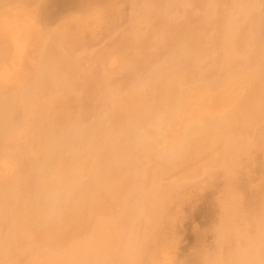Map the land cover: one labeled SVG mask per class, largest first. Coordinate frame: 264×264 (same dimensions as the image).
Instances as JSON below:
<instances>
[{
  "label": "rangeland",
  "instance_id": "1",
  "mask_svg": "<svg viewBox=\"0 0 264 264\" xmlns=\"http://www.w3.org/2000/svg\"><path fill=\"white\" fill-rule=\"evenodd\" d=\"M23 1L22 0H0V6H1V8H0V12H1L0 13V20L3 18V16H4V19H5V17L7 18V19H5L6 21L4 19H2L3 21H5L4 23H2L3 21H0V24L6 23L5 27L3 26V29L0 26V31L5 33V35H3L2 32L0 33V35L2 34L0 36V49L3 50V53H4L5 52L4 50H6L9 47V49H7L8 51L6 50L7 54L6 53L4 54L5 57L2 56L0 59L1 60L0 61V67H1V65L4 66V63H5V66L1 67V68H3L2 71L4 73H2L1 69H0V74H1V78H2V76H5L7 79H11L12 81L14 80V82L17 83V85L15 83H13V84H15V85H13V84H11V82L10 83L9 82L8 83L2 82L1 83L2 85L5 84V86H6V84H8V86L6 88L9 91L4 88L5 86L3 88H2V85L0 86V89H3V91L1 90L2 92H0V96H2L0 98L9 99V100L15 99V100H11V102L13 104V108L11 109V111L8 114V123L14 124V126H16L18 128L17 129L16 127H14V129H13L14 135L11 138V140H9L8 144H7L8 140L6 138L4 139L5 142L3 139L0 140V187L5 185V186H8L7 188L9 189V186H12L13 190L16 191V193L14 195H13V193H14L13 192V193H10L8 197H1L4 195H2V194L0 195V197H1V199H0V215H2V214L6 215L7 220H9L10 217H11L10 219H12L13 215H11V214H13V212H15V210H18L19 208H21L25 205V202H26L25 198L26 197L30 198V195L32 194V191H33V174L32 173L34 172V169L36 170V168L41 165V163L43 162V158L45 157L44 153L41 150H40V152L38 150V147H37L38 141H37L36 137H35L36 141L32 144L33 147H31V144H30L27 152L24 151V153H23V155L25 154L24 158H23V155L19 154V152L17 151V148H19L18 144L22 143L21 146L19 145L22 149V146L24 145V141L26 139L25 137H28L27 136L28 134L26 135L25 133H28V128L31 125L30 123H32L31 122L33 120L32 116L34 114V113L31 114V112H29V110L27 108L28 105H27V107L24 106L25 107L24 108L23 105L19 104L18 94L21 91H24V90L26 91L27 88L31 87V85L39 87L38 88L39 93L37 96L38 97L37 103L40 104V102H42L44 99L48 100V101L47 100L43 101L42 103L45 102L43 105L40 104V107H42V108L46 107V108L43 110L44 112L41 115V124H40L39 129H38L39 131L48 129L50 127H53V128L55 127L56 129H59L62 126H64L65 124L71 123L72 121H76V122L82 123L84 125L95 123L96 117H97L96 115H98L101 110H102L101 111V113H102L109 107L108 101L105 100L104 96H106V94L110 90H115L114 92H116V90H117L118 93H116V94L118 96H120L119 95L120 93H121V96L130 95L131 92H129V91L131 89L134 90V88L138 86L139 82H141L143 79H145L148 76L151 79V81L147 86L150 87L149 85L152 84L151 85L152 89H151V87L148 88L149 93H147L148 92L147 88L145 91H146V95H148V96L151 95V96H150V98L145 97L146 99L144 98L145 100L143 99V101L147 100L149 107L148 106L146 107L147 103H145V102L143 103V101H142L143 104H140V106L142 105V107L143 106L146 107L145 109L150 108V110L153 114H155L159 111L170 110L169 111L170 117L173 118V119L169 118V121H168L169 123L167 124V127L164 129V131L161 132V133H163L164 137L162 135H160L161 138L159 137L157 139L156 145H161L162 142L166 143V144H171L173 142V144H174V142L176 140L175 138H177V139L179 137L181 138V136L183 135L182 133L185 132L182 129L185 130L189 126V123H192V125H193L195 120L198 121L200 118L204 119L206 125L201 130V132H197V134L196 133H190L189 134L190 136L186 137L187 141L184 142V144H183V147L185 149H180V151H179L180 153H178L177 155L161 157V156L157 155L156 150L153 148H147V147H145V148L144 147H133V148H131L130 150H132V152L128 158L129 160L127 159L125 162L120 161L121 163L117 162L113 166V169L110 171L111 173L109 174L108 178L110 180L111 179L113 180L115 178L117 179V183L115 184V186L112 189H110V191H107V193L103 189H100L96 193L93 192L92 193L93 195L95 194L96 196L98 195L99 197L98 198L96 197V200H92L93 203L88 201L89 199L91 200L92 198H87L88 203H87V206H85L86 208L84 207L85 209L78 212V214H75L74 212L69 211L67 213L65 219H64L65 225L63 224L61 226L62 228L60 227V229L58 230L59 232L57 230L52 231L51 229L46 228V227H43L41 229L40 225L39 226L37 225L38 219L35 216H30L28 219V223L31 225L33 224L31 226V231H30V233H32V234H30V233L26 234L24 232L23 233L21 232L23 235V236H21V233L19 232L18 238L13 240L11 243H9L10 246L8 245L6 247L7 256L5 255V259H6V257H7V259L2 260L1 264H6L8 262H9L8 264H10V262H11V264H67L66 261H64V263H63V262H60L59 259H57V258H56L57 261L54 259H52L53 260L52 261L50 258H52L51 256H54L58 252L62 251L61 248L67 247L68 245L69 246L76 245V244L84 241L87 237L89 238L90 234L88 235V233H91L93 235L94 232L92 233V229L94 228L93 231H95L97 229V226L100 225V222L103 221L104 218H105L104 222L105 223L107 222L106 224H109V222H110V225H107L108 230L107 231L104 230L106 233L108 231L109 232L107 234L104 233V235H105L104 237L106 238V236H107L108 238H106V239H108L111 242H109L108 240H107L108 242H106L105 239H103V243H110L112 246V244L115 240L121 238V236H122V238L125 236V232H126V228H127L126 227L127 226L126 219H128V215L130 214L129 209L133 205L137 206V209H138L136 212V215L138 217L136 216V220H135L136 221L135 222L136 223V226H135V228H136V243L138 246V250L136 249L135 251L132 252L133 254L131 255V258H129L127 260L126 264L127 263L128 264H132V263L133 264H139L140 262H141L140 264H142L144 261H145L144 262L145 264L146 263L150 264L151 262L153 264H167V263H169V264H208V263L209 264H236L237 259L240 258V256L242 257L243 253L246 250H250V248L256 247L255 245H252V243L256 239L262 240V242H264V231L260 228V225L264 224V218H263L264 217V200H263L264 196H262V195H264V119H263V116H264V96H261V99H260V104H263V105H261L262 110L260 113H262V112L263 113H262V115L259 113V116L256 115V117L255 116L253 117V119H255L256 121L254 120V122H253L252 121L253 119H249L247 121V120L243 119V114L238 112L242 109L243 110L245 109L246 105L248 104L247 101H249V103H250L251 100H248L246 98H247V95L252 92L251 89H253V91H254L252 93L258 94L259 92H257V91H259V89L261 91L260 94H263V92H264V91H262L264 88V70H263L264 69V63H261L264 61V56H263V54H264V52H263L264 51V26H263L264 25V0H208V1L207 0H182V1L181 0H176V1L173 0V1H175V3H173V4H169V3L173 2V1L171 2V0H168V1H166V0L165 1H162V0H146V2L141 0L140 1L141 4L139 3V0H27V1L23 0ZM160 1H162L163 3ZM183 2H185V3H183ZM235 2H237V3H235ZM160 3H162V4H160ZM176 3L178 5V7L176 6ZM182 3H183V5H182ZM143 4L148 5V9L146 11L143 9V6H144ZM163 4H164V6L165 5L166 6L164 7ZM179 4H181V5H179ZM209 4H210V6H209ZM248 4H250V5H248ZM205 5H207V6H205ZM244 5H247V6H244ZM251 5H252V8L249 7ZM8 6H10V8ZM220 6H221V8H220ZM238 6L241 7L242 9L238 8ZM242 6H244V8ZM152 7H154V8H152ZM245 7L247 9L249 7V9L246 11ZM3 8H4V10H3ZM15 8H18V10ZM168 8H169V10H168ZM204 8H206L205 9L206 11L204 10ZM213 8H214V10H213ZM229 8H231V10ZM154 9H155V11H154ZM159 9L161 11H159ZM238 9L241 11H238ZM13 10L16 11L17 14H16V12H11ZM140 10L142 12H144V14ZM149 10H151V11H149ZM153 11L155 12L154 14H156V15L153 14ZM140 12L143 15H141ZM159 12H161V13H159ZM244 12H247L248 15H247V13L245 15ZM236 13H238V14H236ZM3 14H5V15H3ZM150 14H152V15H150ZM242 14H244V15H242ZM17 15L19 17H17ZM172 15L174 16V18L172 17ZM210 15H212V16H210ZM14 16H16L17 18ZM159 16H162V17L165 16V17L161 18ZM204 16H206V18H204ZM10 17L15 18V20L13 22L10 21V20H13V18L9 20L10 23H12V25L14 24L13 26H10V27H12V28H10L11 33L8 31V30H10L8 28L9 26H7L10 24L9 21L7 22V20ZM86 17L88 19L85 22ZM171 17L175 21H173V19ZM94 18H96V19H94ZM165 18L168 19L167 21H169V22H167L165 20ZM236 18H238V19H236ZM227 19H229V20L227 21ZM231 19L234 20L236 23L231 21ZM29 20H30V22H29ZM78 20H79V22H78ZM22 21H23V23H22ZM139 21L141 23H139ZM230 21L233 23H231ZM25 22L27 24H24ZM83 22H85V23H83ZM180 22H182V24L184 22V25H185V23H186V25L185 26L183 25L184 28H182V25H181V27L178 29V27H176V26H180V24H181ZM7 23H9V24H7ZM28 23H30V24H28ZM81 23H83L84 25ZM229 24H231L233 26V29L235 30V31H232L233 32L232 35H234V36H228L227 35V38H226L227 32H224V30L226 31V27H228ZM170 25H171V27H170ZM225 25H228V26H225ZM236 26H239V27H236ZM5 28L8 30H6ZM167 28L171 29V30L173 29L175 32L171 31V30L168 31ZM185 28H188V29H185ZM227 30H228V28H227ZM74 32L76 35L74 34ZM169 32H172V34ZM179 32H180V34H179ZM186 32H187V34H186ZM68 33L69 34L72 33L73 37L72 38L70 37V36H72L71 34L68 36H65ZM174 33L175 34L177 33L179 35V37H176L177 34L175 35ZM190 33H192V34H190ZM173 34H174V36H172ZM40 35H42V36H40ZM182 35H184V36H182ZM189 35L190 36L192 35V38L189 37ZM54 37H56V38H54ZM74 37H75V39L77 38L76 39L77 41L75 40L76 43H74L75 41H72V40H74ZM24 38H26V39H24ZM27 38H28V40H27ZM180 38L182 39V41L184 43L181 41ZM187 38H188V40H187ZM196 38H198V39H196ZM56 39L58 42H56ZM69 39H71V40L69 41ZM176 39H178V40L176 41ZM51 40H52V42H51ZM62 40L64 42H62ZM67 40H68V43H67ZM233 40H234V42H233ZM185 41H187V42H185ZM43 42L46 44L43 45L42 44ZM182 43L189 46V47L193 46V45L195 46V47L193 46L195 49L193 47H190V53L188 54L187 58H186L187 55L183 56V54H181L180 55L181 57L179 56L180 49L182 46H184ZM57 44H58V47L56 46ZM188 44H191V45H188ZM205 44H207V45H205ZM247 44H248V46L250 44L251 47L249 46L247 48V46H246ZM177 45L180 49L177 47ZM228 46H230V48ZM40 47L44 50H42ZM39 49H41L42 52L47 51L49 54V57L54 60V64L56 66V69H55L56 74L52 75V77H51V75L47 76V77L43 76L44 78H41L40 80H38V77L36 76L37 71H35V70H37L38 59L40 61V58H41V55L39 52L41 50H39ZM207 49L209 50V52ZM193 50H194V52H193ZM212 50H213V52H212ZM225 50L226 51L228 50L229 52L227 51V53H224V52H226ZM42 52H41V54H42ZM175 52H177L176 54H178V55H176ZM192 52L194 55L192 54ZM206 52H208V53H206ZM231 52H233L235 55L231 56V54H233ZM243 52L245 54L248 53L247 56L244 57L245 59L248 58L246 61H245V59L242 58V56L244 55ZM256 52H258V53H256ZM236 53L237 54L238 53L243 54V55L237 56ZM214 54H215V56H214ZM191 55H193V56H191ZM224 55H226L227 58H225ZM211 57H212V59H211ZM178 58H180V59H178ZM185 58L187 61L185 60ZM229 58H230V60H229ZM232 58H234V59H232ZM239 59H241V60H239ZM188 60H191V62ZM222 61H224V62H222ZM254 61H256V62H254ZM2 62H3V64H1ZM34 62H35V64H34ZM160 62H162V63H160ZM166 62H168V63H166ZM186 62L187 63L190 62L188 64H190L192 66H193V64H196V65H194L192 67L190 65H187ZM163 63H164V65H163ZM213 64H214V66H213ZM225 64H227L226 65L227 67L224 66ZM179 65H180V67H179ZM185 65H187V67H185ZM256 65H257V67H256ZM6 66H8V67H6ZM17 66H18L19 72H17L18 69L13 71L14 69L17 68ZM33 66H34V68L35 67L36 68L34 69ZM149 66H150V68H149ZM241 66H243V67H241ZM254 66H255V68H254ZM170 67H171V69L167 70V68H170ZM189 67H191V68H189ZM221 67H222V69H221ZM224 67H226V68H224ZM252 67H253V69H252ZM259 67L260 68L262 67V68L260 69ZM239 69H240V71H239ZM152 70H157V72H159L160 74H163V75L166 74V71H169V72L171 71L172 73L167 72V74H169L172 79L170 78V80H169L170 76L166 74L167 77H165V78L167 80L165 78H164V81H163V79H156V80L153 79L152 80V78H154L152 76L153 75ZM175 71H176V73H175ZM177 71H178V74L184 73V71H185V73L183 75L180 74V77H179L177 74ZM5 72L8 73V76L11 78H8L7 74H5ZM257 72H258V74H257ZM144 73H146V74H144ZM172 74H175V75H172ZM253 74H255V75H253ZM14 75H15V78H14ZM140 75H141V77H140ZM56 76H57V78H56ZM143 76H145V78H143ZM239 76H240V78H239ZM249 76H251V77H249ZM53 77H55L57 80ZM175 77H176V79H175ZM255 77H257L258 79L257 78L255 79ZM47 78L49 79V81ZM178 78L180 79V81ZM225 78H226V80H225ZM7 79L3 80V78H2V80L1 79L0 80L4 81V82L5 81H11V80H7ZM198 79H200V80H198ZM204 79L208 80L209 82H207ZM24 80H26L27 83ZM32 80H33V82H32ZM201 80H202V82H201ZM246 80H248V81H246ZM28 81H30V82H28ZM34 81L36 82V84L34 83ZM169 81H170V84H168ZM171 81L174 82V83H172L173 85H171ZM165 82H167L166 84H168V86L165 84ZM40 83H42V84H40ZM133 83L134 84L138 83V84L134 85ZM233 83H234V85H233ZM248 83H249V85H248ZM256 83H258V84H256ZM25 84H27V85H25ZM52 84H54V85H52ZM55 84H57V85L55 86ZM163 84H165V85H163ZM210 84L214 87H212ZM223 84L225 85V87L223 86ZM12 85L15 87L12 88L13 87ZM43 85H46L47 87L46 86L44 87ZM191 85L193 88L191 87ZM205 85H206V88H204ZM57 86H58V88H57ZM59 86H61L63 89L60 87V90H57V89H59ZM198 86L199 87L202 86V87L199 88ZM209 86H211V87H209ZM222 86L224 89L222 88ZM261 86H262V88H260ZM9 87H11V88H9ZM130 87H132V88H130ZM165 87H166V90H165L166 92L164 91ZM207 87L209 88L208 91L210 90L209 92L205 91V90H207ZM44 88H46V89H44ZM154 88H157V89H154ZM172 88H175V89H172ZM43 89H44V91H43ZM226 89H227V92H226ZM152 90H154V91H152ZM174 90H177V91H174ZM235 90L237 93L235 92ZM27 91H28V89H27ZM122 91H124L125 93H123ZM163 91L166 93V95L164 94ZM168 91H169V93H168ZM173 91H174V93H173ZM180 91L183 93L180 94ZM220 91H221V93H220ZM244 91H245V93H243ZM6 92H8V93L6 94ZM150 92H154V94L150 93ZM204 92L205 93L208 92L207 93L208 95L206 94V96H205ZM211 92H213V93H211ZM231 92H233V93H231ZM14 93L17 94V95L15 94V97H14ZM210 93H211V95H210ZM53 94L55 96H53ZM79 94H81V95H79ZM167 94H169V96ZM172 94H173L174 98L176 97V99H174L171 96ZM174 94H175V96H174ZM236 94H237V96H236ZM239 94H241V96ZM152 95L154 98L152 97ZM214 95H215V97H214ZM164 96H166V99H164L165 98ZM208 96H209V99H208ZM159 97H160V99H158ZM148 98H149V100H148ZM210 98H212L214 100H212ZM39 99H41V100H39ZM159 100H161L160 103H159ZM221 100H222V102H219ZM153 101H154V103H153ZM176 101H178L179 103L176 104ZM255 101H257V100H253L251 102L254 103ZM237 102H239V103H237ZM204 103H206V104L204 105ZM45 104H46V106L44 107ZM240 104H243L244 108H243V105H240ZM47 105H49L48 108H47ZM165 105H167V107ZM179 105H181L182 107H180ZM231 105H232V107L234 106L233 109H232V107H230ZM99 107L102 109H100ZM126 107L128 109H130L129 105ZM152 107H153V110H152ZM163 108H164V110H163ZM229 108H231V110L233 111V114H234V115L232 114L233 116H235V114H236L235 117L231 118L234 121L231 120L230 124L227 125V127L223 126L222 128H220V130L218 129L219 131H216L213 128L211 130V127L208 124L209 121L212 118H216V116H217L216 114H218V112H220V111H222V112H220V114H218V117L223 115L224 112L226 113V112L230 111ZM234 108H235V111H234ZM239 108H240V110H239ZM16 109H18V110H16ZM204 109L206 111H204ZM224 109H226V110H224ZM237 109H238V111H237ZM187 110H188V113H186ZM193 110H194V112H193ZM243 110L241 112H243ZM171 111H172V113H171ZM177 111H179V112L177 113ZM142 112L143 111H136L133 114V116L137 117L136 115H138V117H139L142 114ZM204 112L207 114L209 113V114L207 115ZM181 113H183V116H181ZM193 113L195 115L194 119H192ZM202 113L204 114V116L202 115ZM213 113H214V115H213ZM171 114H173V115H171ZM176 114L178 115V117ZM200 114L202 116L199 118L198 115H200ZM23 115H24V117H23ZM27 115H29L30 117ZM174 116H176V117H174ZM189 116H192V117H189ZM209 116H212V117L209 118ZM260 116H261V118H260ZM20 118L21 119L24 118V120H21ZM25 118H27V120H28L27 122L25 121L26 120ZM234 118L236 119V121ZM30 119H31V121H30ZM43 119H45V120L42 121ZM178 120H180L179 123L181 122L182 126H180V124H179V127H178V125H176V123H178ZM186 120H188L189 123H187L188 121H186ZM190 120H193V121H190ZM19 121H20V124H19ZM29 121H30V123H29ZM206 121H208V122H206ZM184 122H185V124H184ZM260 122H261V124H258ZM24 123H26L27 125ZM186 123L188 124V126ZM256 123L259 126L256 125ZM17 124H19V125H17ZM120 124H121V122H120ZM168 125H169V127H168ZM242 125H244V126H242ZM181 127H183V128H181ZM31 128L32 127H30L29 129L31 130ZM169 128L171 130L175 129V132L171 131ZM99 129H101V127H99ZM177 129L181 130V131H178ZM176 130L180 134L179 133L177 134ZM236 130H237V132H236ZM19 131L20 132L22 131L20 135H22L24 138L18 134ZM229 131H231V132H229ZM172 132H174L176 135H174ZM215 132H217L218 134L221 133L222 136L218 135V134L216 135ZM170 134L172 135V137ZM214 134L216 136H213ZM18 135H19V137H16V139L21 140V142L20 141L18 142L16 140L17 141V143H16L14 136H18ZM195 135H196V137H195ZM176 136H178V137H176ZM218 137H220V139L217 140ZM173 138H174V140H173ZM22 140H23V142H22ZM166 140H167V142H166ZM188 140H190V142ZM214 141H215V143H214ZM241 141H243V142H241ZM13 142H15L16 144L15 145L12 144ZM4 143H5V145H4ZM185 144H187V145H185ZM243 144L245 146H243ZM8 145L13 149V151L10 150L11 149L10 147L8 148ZM14 146H16V147L13 148ZM106 147L108 149V147H111V146L107 145ZM129 147H126L127 150H129ZM233 147H235V148H233ZM241 147H243V148L241 149ZM247 147H248V149H247ZM239 148L241 150H239ZM107 149L103 151V153L105 155L108 153ZM231 149H233V150H231ZM29 150H31V151L33 150V152H29ZM227 151L229 154L232 152V154L228 155ZM240 151H241V153H240ZM36 152H37V154H34ZM116 152H118V151H116ZM237 152H239V153H237ZM26 153L28 155H26ZM29 154L31 155L30 158H29V156H30ZM236 154L237 155L240 154V155H238L239 158ZM233 155H235V156H233ZM26 156H28L27 159H26ZM157 156L160 157V159L157 158ZM210 157H211V159H210ZM226 157H228V160L230 159V162L227 160ZM22 158H23V160H22ZM224 159L226 160L225 161V163H227L226 165L223 161ZM166 161H167V163H166ZM176 162H178V163H176ZM233 162L235 164H233ZM143 164H144V166H143ZM218 164H219V166H218ZM220 165H221V167H220ZM234 165H235V167H233ZM227 166H228V174H226ZM142 167H144V168H142ZM232 167H233V169H232ZM231 169H232V171H231ZM48 171H50V170H48ZM134 171H136V172L140 171V173H136ZM7 172H9V174L11 173V175H12V176H9V179H8L9 181L11 179L12 180L11 182L7 181V179H6L9 175ZM30 172H31V174H30ZM130 172H132V173H130ZM126 173H128V174H126ZM16 174H17V176H16ZM201 174H202V177H201ZM127 175H129L130 177H128ZM26 176H27V178L29 177L27 180H26ZM121 176H122V179H121ZM24 177H25V179H24ZM85 180H87V178ZM11 184H13L14 186ZM92 185H93L92 183H89V185L88 184L86 185V187H88L89 192L92 191ZM136 185L137 186L139 185V187H137ZM151 185H153V186H151ZM148 186H149V188H148ZM140 187H142V189ZM136 188L140 191L139 193H135V190H137ZM144 188L147 190L142 191V190H145ZM128 189H129V191H128ZM158 189H159V191H158ZM162 191L164 192L165 195L162 193ZM166 191H167V193H166ZM130 192H132V194ZM156 192H158V193H156ZM81 193L83 196L86 195L85 190H83ZM151 193H152V195H151ZM154 193H156L157 195L158 194H161V195H158L159 198H157L158 196H156V194H154ZM168 193H169V195H168ZM114 195H116V196H114ZM121 195H123V196H121ZM86 196H88V195H86ZM147 196L149 198H147ZM162 196L164 198V201L162 199ZM151 197H152V199H151ZM143 198H145V199H143ZM149 199H151V200H149ZM159 201L164 202V203L160 204ZM89 203L91 204L90 206H89ZM155 203H157V204H155ZM151 204L154 207H155V205H157V208H159V209L157 210L156 207L155 208L150 207ZM122 206H124V208ZM89 207H92L93 209L90 208L89 210H87ZM146 207H148V208H146ZM6 208H8L10 210L9 214L11 216L8 214ZM235 209H237V212ZM119 210L121 212H119ZM153 210H155V211H153ZM222 210H223V212H222ZM87 211H90V213H88ZM126 211L128 212L127 214L125 213ZM149 211H151L152 213ZM258 213L261 214L262 216L261 215L258 216ZM141 215H142V217H141ZM146 215L148 216V219H147ZM8 216H9V218H8ZM114 216L115 217L117 216L116 218H118L117 219L118 221L116 220V218ZM256 216H258V218L261 217L260 219H263V221L262 220L259 221V219H257ZM119 217H122V218H119ZM137 218H139V219H137ZM221 219H223V220H221ZM253 219H255V221L257 223ZM112 220H114V221H112ZM120 220H122V221L119 223ZM157 220L159 223L157 222ZM123 221L125 224V228L122 229L121 226L123 227V225H122ZM35 222H37V223H35ZM94 222H95L96 226H94ZM114 222H116V223H114ZM252 222H253V225L256 224V226L254 225L255 227L252 225ZM97 223H99V224L97 225ZM248 223L250 225H248ZM117 224H119V225H117ZM220 224L222 226H220ZM230 224H233V226L235 228L232 225L230 227ZM3 225L6 226V228L3 227ZM3 225L1 223L0 230L4 228L3 229L4 231L2 230L3 232L1 231L0 233H2V235H5V234H7V229L9 227V223L7 225H6V223ZM116 226H118V227H116ZM142 227L144 229H141ZM45 228H46V230H45ZM117 228H119V229H117ZM241 228H244V229H241ZM48 229L50 232L52 231L51 232L52 234L50 232H48ZM110 229H111V233H110ZM152 229H155V232H153ZM124 230H125V232H123ZM115 231H118L119 234ZM216 231H217V233H216ZM152 232L155 234H153ZM241 232L244 234H242ZM115 233L117 234V236H114ZM34 234L35 235L38 234V236L35 237ZM2 235L0 234V237H1L0 239L5 240V241H1V242H6L7 241L5 239L6 237L2 236ZM26 235H27V238H25ZM29 235L32 237H30ZM48 235H50L51 238L47 237ZM150 235H151V237H150L151 239L149 238ZM152 235H153L155 241L152 240V238H153ZM222 235H224V236H222ZM226 235H228V236H226ZM52 237H54V238H52ZM240 237L243 238L244 240H241ZM48 238H50L49 243H48ZM60 239H62V240H60ZM147 239H148V242H147ZM25 240H26V242H25ZM149 240H152V241H149ZM251 240H253V241H251ZM54 241H56V242H54ZM72 241H75V243ZM144 241H146L147 243L145 242L146 244H144ZM245 241L247 243V248H246ZM42 242H46V243L41 244ZM250 242H252V243H250ZM47 243L49 245H47V247H46ZM238 243H239V245H238ZM32 244H33V247L35 244H37L39 246L37 248V245H35L34 248H31ZM99 244L100 245L98 247V255L100 253H102V251H101L102 248H103V250L106 249L107 255L105 254V251H103L104 256H107L106 259L108 261L113 260L111 264L117 263L116 259L113 257L116 261V262H114V259L111 257V256H113L112 250H114L116 243L114 242V245L112 246L113 248L109 247L110 244L109 245L107 244L108 246L106 245V247L103 246L104 244L102 245V243H100V242H99ZM29 245H31V246H29ZM52 245H54V246H52ZM236 245H238V246H236ZM48 246H49L50 250H49ZM29 247H30V249H28ZM22 248H24V249L27 248V250H24ZM35 248H36V250L38 249L37 251H39L42 248L41 249L42 251L40 250L39 252H37L35 250L34 254H32V252L34 251L33 249H35ZM52 248L56 249L55 254L51 253L54 251V249L52 251ZM107 248H109V249L111 248V250H110L111 253L109 255H108L109 249L107 251ZM143 248L146 249V253L148 256L151 255V258L154 262L151 259H149V257L146 255L145 250ZM47 249L49 250V252ZM162 249H164V250L162 251ZM240 249L242 250V252ZM9 251L11 253L10 256L8 255ZM118 251L119 250L117 249V251H115V252H117V254H118ZM153 252L154 253L156 252L155 253L156 255H154ZM163 252H165V254H163ZM35 253H36V255H35ZM142 253L144 254V256ZM150 253H152L153 255ZM89 255L90 256L88 259L89 260L88 264H93V261L91 260V256L93 255V253H89ZM145 255L151 261H149L145 257ZM163 255H167V256L162 257ZM167 257H169V258H167ZM32 258H34V260L32 262H30L32 260ZM140 258H141V260L139 261ZM156 258H157V263L155 261ZM202 258H203V260L201 261ZM13 259H14V261H12ZM106 259H104V261ZM207 259H208V261L209 260L210 261L208 262ZM105 262H107V261H105ZM108 263L110 264V261ZM79 264H84V262L79 263ZM253 264H254V261H253Z\"/></svg>",
  "mask_w": 264,
  "mask_h": 264
},
{
  "label": "bare ground",
  "instance_id": "2",
  "mask_svg": "<svg viewBox=\"0 0 264 264\" xmlns=\"http://www.w3.org/2000/svg\"><path fill=\"white\" fill-rule=\"evenodd\" d=\"M23 1V0H22ZM27 1V0H26ZM141 0H139V3L141 4V2H140ZM143 1H145L146 2V0H143ZM162 1H165V0H162ZM162 1H160V2H162ZM166 1H168V0H166ZM173 0H171V2H172ZM176 1V0H175ZM175 1H173L172 3H169V4H173V3H175ZM182 1V0H181ZM208 1V0H207ZM24 2V1H23ZM22 2V3H23ZM29 2V1H28ZM148 2V1H147ZM179 2V1H178ZM210 2V1H209ZM233 2V1H232ZM239 2V1H238ZM16 3V2H15ZM25 3V2H24ZM23 3V4H24ZM138 3V4H139ZM144 3V2H143ZM152 3V2H151ZM157 3V2H156ZM163 3V2H162ZM162 3H160V4H162ZM166 3V2H165ZM164 3V4H165ZM183 3H185V2H183ZM183 3H182V5H183ZM235 3H237V2H235ZM18 4V3H17ZM22 4V5H23ZM27 4V3H26ZM164 4H163V6H164ZM168 4V5H169ZM216 4V3H215ZM222 4V3H221ZM6 5V4H5ZM8 5V4H7ZM16 5V4H15ZM144 5V4H143ZM152 5V4H151ZM154 5V4H153ZM167 5V6H168ZM179 5H181V4H179ZM212 5V4H211ZM248 5H250V4H248ZM140 6V5H139ZM142 6V5H141ZM156 6V5H155ZM161 6V5H160ZM159 6V7H160ZM166 6V5H165ZM164 6V7H165ZM176 6L178 7V5H177V3H176ZM175 6V7H176ZM205 6H207V5H205ZM209 6H210V4H209ZM240 6V5H239ZM238 6V8H241V7H239ZM244 6H247V5H244ZM244 6H242L243 8H244ZM9 8H10V6H8ZM169 7V6H168ZM213 7V6H212ZM215 7V6H214ZM249 7H251L252 8V5L251 6H249ZM249 7H248V9H249ZM0 8H1V6H0ZM137 8V7H136ZM152 8H154V7H152ZM156 8V7H155ZM162 8V7H161ZM220 8H221V6H220ZM8 9V8H7ZM15 9H17L18 10V8H15ZM22 9V8H21ZM143 9L146 11L147 9H148V5L147 4H145L144 6H143ZM167 9V8H166ZM206 8H204V10H205ZM219 9V8H218ZM230 10H231V8H229ZM242 9V8H241ZM245 9H246V11L248 10L246 7H245ZM3 10H4V8H3ZM142 10V9H141ZM140 10V11H141ZM164 10V9H163ZM168 10H169V8H168ZM172 10V9H171ZM195 10V9H194ZM197 10V9H196ZM211 10V9H210ZM213 10H214V8H213ZM251 10V9H250ZM249 10V11H250ZM20 11V10H19ZM149 11H151V10H149ZM154 11H155V9H154ZM153 11V14L155 13ZM159 11H161L160 9H159ZM206 11V10H205ZM238 11H241V10H239L238 9ZM11 12H16V11H11ZM142 12V11H141ZM140 12V13H141ZM203 12V11H202ZM232 12V11H231ZM243 12V11H242ZM1 13V12H0ZM24 13V12H23ZM27 13V12H26ZM143 14H144V12H142ZM141 13V15H143ZM152 13V12H151ZM159 13H161V12H159ZM184 13V12H183ZM246 13L247 12H244V14L246 15ZM250 13V12H249ZM16 14H17V12H16ZM146 14V13H145ZM175 14V13H174ZM197 14V13H196ZM236 14H238V13H236ZM244 14H242V15H244ZM3 15H5V14H3ZM24 15V14H23ZM27 15V14H26ZM90 15V14H89ZM88 15V16H89ZM94 15V14H93ZM150 15H152V14H150ZM154 15H156V14H154ZM247 15H248V13H247ZM91 16V15H90ZM168 16V15H167ZM171 16V15H170ZM209 16V15H208ZM210 16H212V15H210ZM229 16V15H228ZM235 16V15H234ZM238 16V15H237ZM240 16V15H239ZM14 17H16V16H14ZM14 17H12L13 18V20H10V19H12L11 17L7 20V22L10 20L11 22H13L14 20H15V18ZM17 17H19L18 15H17ZM16 17V18H17ZM22 17V16H21ZM154 17V16H153ZM159 17H161V18H163V17H165V16H159ZM172 17L174 18V16L172 15ZM171 17V18H172ZM244 17V16H243ZM2 18V17H1ZM23 18V17H22ZM25 18V17H24ZM137 18V17H136ZM141 18V17H140ZM145 18V17H144ZM168 18V17H167ZM170 18V17H169ZM172 18V19H173ZM204 18H206V16H204ZM213 18V17H212ZM233 18V17H232ZM242 18V17H241ZM2 19H4V16H3V18ZM0 20V21H3V20ZM5 19H7L6 17H5ZM4 19V20H5ZM20 19V18H19ZM27 19V18H26ZM85 19V18H84ZM88 18L86 17V19H85V22H86V20H87ZM94 19H96V18H94ZM138 19V18H137ZM225 19V18H224ZM236 19H238V18H236ZM136 20V19H135ZM147 20V19H146ZM164 20V19H163ZM165 20L167 21L168 19H166L165 18ZM229 19H227V21H228ZM6 21V20H5ZM5 21H3L2 23H4ZM10 21H9V23H10ZM17 21V20H16ZM165 21V22H166ZM173 21H175L174 19H173ZM182 21V20H181ZM187 21V20H186ZM231 21H233V22H235L234 20H232L231 19ZM230 21V22H231ZM237 21V20H236ZM21 22V21H20ZM28 22V21H27ZM29 22H30V20H29ZM32 22V21H31ZM78 22H79V20H78ZM85 22H83V23H85ZM137 22V21H136ZM167 22H169V21H167ZM171 22V21H170ZM177 22V21H176ZM219 22V21H218ZM233 22H231V23H233ZM9 23H7V24H9ZM22 23H23V21H22ZM83 23H81V24H83ZM139 23H141L140 21H139ZM148 23V22H147ZM181 23V24H180ZM179 24H180V26H176V27H178V29L181 27V25H182V28H184V26L186 25V23H185V25H184V22H183V24H182V22H180ZM199 23V22H198ZM236 23V22H235ZM259 23V22H258ZM11 24V25H10ZM9 25H7V26H9L8 28L10 29V28H12V27H10V26H13L12 25V23H10ZM24 24H27L26 22L24 23ZM28 24H30V23H28ZM216 24V23H215ZM5 25H6V23L5 24H0V26H1V28L3 29V26L5 27ZM84 25V24H83ZM184 25V26H183ZM192 25V24H191ZM261 25V24H260ZM30 26V25H29ZM36 26V25H35ZM76 26V25H75ZM173 26V25H172ZM222 26V25H221ZM225 26H228V25H225ZM264 26V25H263ZM22 27V26H21ZM28 27V26H27ZM170 27H171V25H170ZM192 27V26H191ZM195 27V26H194ZM236 27H239V26H236ZM7 28V27H6ZM5 28V29H6ZM17 28V27H16ZM76 28V27H75ZM133 28V27H132ZM181 28V29H182ZM227 28H228V30H227ZM250 28V27H249ZM14 29V28H13ZM31 29V28H30ZM29 29V30H30ZM71 29V28H70ZM74 29V28H73ZM72 29V30H73ZM168 29V28H167ZM176 29V28H175ZM185 29H188V28H185ZM213 29V28H212ZM6 30H8V29H6ZM171 29H168V31H170ZM237 30V29H236ZM10 33H11V29L10 30H8ZM23 31V30H22ZM171 31H174L173 29L171 30ZM179 31V30H178ZM183 31V30H182ZM187 31V30H186ZM209 31V30H208ZM232 31H235L234 29H233V26L231 25V24H229V26L228 27H226V31L224 30V32H227V34H226V38H227V35L228 36H234V35H232L233 34V32ZM2 31H0V33H1ZM28 32V31H27ZM56 32V31H55ZM59 32V31H58ZM64 32V31H63ZM72 32V31H71ZM175 32V31H174ZM188 32V31H187ZM187 32H186V34H187ZM3 33V32H2ZM29 33V32H28ZM27 33V34H28ZM54 33V32H53ZM66 33V32H65ZM140 33V32H139ZM169 33H171L172 34V32H169ZM168 33V34H169ZM184 33V32H183ZM193 33V32H192ZM192 33H190V34H192ZM203 33V32H202ZM210 33V32H209ZM236 33V32H235ZM234 33V34H235ZM17 34V33H16ZM30 34V33H29ZM60 34V33H59ZM71 35H72V33H70ZM69 33L67 34V35H65V36H68V35H70ZM74 34H75V32H74ZM134 34V33H133ZM137 34V33H136ZM170 34V35H171ZM175 34V33H174ZM174 34L172 35V36H174ZM177 34V33H176ZM175 34V35H176ZM179 34H180V32H179ZM2 35V34H1ZM0 35V36H1ZM3 35H5V33H3ZM8 35V34H7ZM49 35V34H48ZM47 35V36H48ZM55 35V34H54ZM76 35V34H75ZM126 35V34H125ZM178 35V34H177ZM176 35V37H179V35L177 36ZM225 35V34H224ZM23 36V35H22ZM28 36V35H27ZM40 36H42V35H40ZM39 36V37H40ZM181 36V35H180ZM182 36H184V35H182ZM195 36V35H194ZM5 37V36H4ZM71 38L73 37V35L72 36H70ZM77 37V36H76ZM189 37H191L192 38V35L190 36L189 35ZM19 38V37H18ZM29 38V37H28ZM28 38H27V40H28ZM51 38V37H50ZM54 38H56V37H54ZM61 38V37H60ZM66 38V37H65ZM68 38V37H67ZM153 38V37H152ZM194 38V37H193ZM207 38V37H206ZM210 38V37H209ZM235 38V37H234ZM24 39H26V38H24ZM77 39V38H76ZM75 39V37H74V40H72V41H75L76 40ZM181 39V38H180ZM196 39H198V38H196ZM195 39V40H196ZM233 39V38H232ZM19 40V39H18ZM59 40V39H58ZM71 39H69V41H70ZM178 39H176V41H177ZM187 40H188V38H187ZM235 40V39H234ZM234 40H233V42H234ZM250 40V39H249ZM20 41V40H19ZM77 41V40H76ZM76 41L74 42V43H76ZM181 41H182V39H181ZM193 41V40H192ZM191 41V42H192ZM47 42V41H46ZM49 42V41H48ZM51 42H52V40H51ZM56 42H58L57 41V39H56ZM62 42H64L63 40H62ZM180 42V41H179ZM183 42V41H182ZM185 42H187V41H185ZM20 43V42H19ZM67 43H68V40H67ZM115 43V42H114ZM181 43V42H180ZM184 43V42H183ZM182 43V44H183ZM193 43V42H192ZM231 43V42H230ZM248 43V42H247ZM43 45H45L46 43H42ZM195 44V43H194ZM5 45V44H4ZM7 45V44H6ZM184 46H182L181 47V49L178 47V45H177V47L180 49V54H179V56L181 55V54H183V56L184 55H187L186 56V58L188 57V54L190 53V47H193V46H187V45H185V44H183ZM188 45H191V44H188ZM205 45H207V44H205ZM211 45V44H210ZM3 46V45H2ZM1 46V47H2ZM41 46V45H40ZM57 47H58V44L56 45ZM181 46V45H180ZM247 46V48L250 46V44H249V46H248V44L246 45ZM44 47V46H43ZM51 47V46H50ZM53 47V46H52ZM195 47V46H194ZM193 47V48H194ZM229 48H230V46H228ZM251 47V46H250ZM5 48V47H4ZM41 48V47H40ZM221 48V47H220ZM7 49H9V47L7 48ZM6 49V50H7ZM42 49V48H41ZM41 49H39V50H41ZM195 49V48H194ZM1 50V49H0ZM6 50H4L5 52L3 53V50H1L0 51V59H1V57L3 56V57H5V53H6ZM42 50H44V49H42ZM42 50L41 51H39L40 52V55H41V58H40V61H39V59H38V64H37V70H35V71H37V77H38V80H40L41 78H44L43 76H50L51 75V77H52V75H54V74H56V66H55V64H54V60L53 59H51L50 57H49V54H48V52L46 51V52H42ZM170 50V49H169ZM192 50V49H191ZM208 50V49H207ZM223 50V49H222ZM244 50V49H243ZM248 50V49H247ZM8 51V50H7ZM50 51V50H49ZM178 51V50H177ZM226 51V50H225ZM228 51V50H227ZM227 51L226 52H224V53H227ZM12 52V51H11ZM41 52H42V54H41ZM193 52H194V50H193ZM193 52H192V54H193ZM208 52H209V50H208ZM208 52H206V53H208ZM212 52H213V50H212ZM229 52V51H228ZM245 52V51H244ZM243 52V53H244ZM264 52V51H263ZM50 53V52H49ZM177 52H175V54H176ZM199 53V52H198ZM205 53V54H206ZM223 53V54H224ZM231 53H233V52H231ZM256 53H258V52H256ZM7 54V53H6ZM12 54V53H11ZM10 54V55H11ZM52 54V53H51ZM212 54V53H211ZM217 54V53H216ZM237 54V53H236ZM247 54L248 53H244V55L243 54H237V56L238 55H243L242 56V58L243 59H245L244 57H246L247 56ZM39 55V54H38ZM165 55V54H164ZM173 55V54H172ZM176 55H178V54H176ZM194 55V54H193ZM193 55H191V56H193ZM233 55H235L234 53L233 54H231V56H233ZM12 56V55H11ZM53 56V55H52ZM212 56V55H211ZM214 56H215V54H214ZM213 56V57H214ZM225 56V58H227L226 57V55H224ZM262 56V55H261ZM263 56H264V54H263ZM262 56V57H263ZM13 57V56H12ZM11 57V58H12ZM170 57V56H169ZM168 57V58H169ZM181 57V56H180ZM195 57V56H194ZM205 57V56H204ZM230 57V56H229ZM39 58V57H38ZM186 58H185V60H186ZM207 58V57H206ZM223 58V57H222ZM224 58V59H225ZM238 58V57H237ZM241 58V57H240ZM256 58V57H255ZM14 59V58H13ZM12 59V60H13ZM171 59V58H170ZM178 59H180V58H178ZM197 59V58H196ZM211 59H212V57H211ZM232 59H234V58H232ZM248 58H246L245 59V61L247 60ZM260 59V58H259ZM263 59V58H262ZM10 60V59H9ZM192 60V59H191ZM191 60H188V61H190L191 62ZM228 60V59H227ZM229 60H230V58H229ZM239 60H241V59H239ZM254 60V59H253ZM1 61V60H0ZM8 61V60H7ZM37 61V60H36ZM167 61V60H166ZM170 61V60H169ZM168 61V62H169ZM187 61V60H186ZM193 61V60H192ZM199 61V60H198ZM262 61V60H261ZM260 61V62H261ZM17 62V61H16ZM168 62H166V63H168ZM182 62V61H181ZM190 62H188V63H190ZM194 62V61H193ZM204 62V61H203ZM222 62H224V61H222ZM229 62V61H228ZM243 62V61H242ZM254 62H256V61H254ZM12 63V62H11ZM10 63V64H11ZM157 63V62H156ZM160 63H162V62H160ZM187 62H186V64L187 65H190V64H188ZM196 63V62H195ZM199 63V62H198ZM261 63H264V61L263 62H261ZM1 64H3V62L1 63ZM34 64H35V62H34ZM33 64V65H34ZM127 64V63H126ZM152 64V63H151ZM150 64V65H151ZM185 64V63H184ZM192 64V63H191ZM220 64V63H219ZM103 65V64H102ZM156 65V64H155ZM163 65H164V63H163ZM176 65V64H175ZM187 65H185V67H187ZM194 65H196V64H193V66ZM208 65V64H207ZM227 64H225L224 66H226ZM4 66H5V63H4ZM3 65H1V67H4ZM36 66V65H35ZM153 66V65H152ZM162 66V65H161ZM168 66V65H167ZM177 66V65H176ZM190 66H192V65H190ZM192 66V67H193ZM212 66V65H211ZM210 66V67H211ZM213 66H214V64H213ZM220 66V65H219ZM218 66V67H219ZM222 66V65H221ZM263 66V65H262ZM0 67V69H1V72L2 73H4L2 70H3V68H1ZM6 67H8V66H6ZM179 67H180V65H179ZM227 67V66H226ZM226 67H224V68H226ZM241 67H243V66H241ZM247 67V66H246ZM256 67H257V65H256ZM33 68H34V66H33ZM36 68V67H35ZM34 68V69H35ZM149 68H150V66H149ZM148 68V69H149ZM189 68H191V67H189ZM206 68V67H205ZM254 68H255V66H254ZM260 68V67H259ZM262 68V67H261ZM260 68V69H261ZM18 69V66H17V68L16 69H14L13 71H15V70H17ZM147 69V70H148ZM158 69V68H157ZM162 69V68H161ZM166 69V68H165ZM169 69H171V67L170 68H167V70H169ZM176 69V68H175ZM183 69V68H182ZM187 69V68H186ZM185 69V70H186ZM207 69V68H206ZM217 69V68H216ZM220 69V68H219ZM221 69H222V67H221ZM236 69V68H235ZM243 69V68H242ZM252 69H253V67H252ZM258 69V68H257ZM9 70V69H8ZM163 70V69H162ZM173 70V69H172ZM177 70V69H176ZM180 70V69H179ZM178 70V71H179ZM224 70V69H223ZM250 70V69H249ZM264 70V69H263ZM12 71V70H11ZM59 71V70H58ZM166 71V70H165ZM178 71H177V74H178ZM239 71H240V69H239ZM7 72V71H6ZM5 72V74H7V76H8V73H6ZM17 72H19V69L17 70ZM167 72H169V71H166V74H167ZM171 72V71H170ZM169 72V73H170ZM181 72V71H180ZM235 72V71H234ZM237 72V71H236ZM243 72V71H242ZM251 72V71H250ZM12 73V72H11ZM23 73V72H22ZM61 73V72H60ZM151 73V72H150ZM172 73V72H171ZM175 73H176V71H175ZM184 73H185V71H184ZM184 73H180V74H184ZM191 73V72H190ZM253 73V72H252ZM10 74V73H9ZM28 74V73H27ZM59 74V73H58ZM144 74H146V73H144ZM152 76L154 77V78H152V80L153 79H163V81H164V78L165 77H167V75H169V74H165V75H163V74H160L159 72H157V70H152ZM180 74H178V76L180 77ZM257 74H258V72H257ZM3 75V74H2ZM11 75V74H10ZM63 75V74H62ZM172 75H175V74H172ZM181 75V76H182ZM226 75V74H225ZM228 75V74H227ZM236 75V74H235ZM252 75V74H251ZM253 75H255V74H253ZM35 76V77H36ZM138 76V75H137ZM170 76V75H169ZM177 76V77H178ZM194 76V75H193ZM232 76V75H231ZM13 77V76H12ZM60 77V76H59ZM62 77V76H61ZM140 77H141V75H140ZM139 77V78H140ZM185 77V76H184ZM238 77V76H237ZM249 77H251V76H249ZM254 77V76H253ZM252 77V78H253ZM2 78H3V80H6L7 78L5 77V76H2ZM2 78H1V74H0V79L2 80ZM8 78H11V77H9L8 76ZM14 78H15V75H14ZM53 78H55V77H53ZM56 78H57V76H56ZM55 78V79H56ZM63 78V77H62ZM143 78H145V76H143ZM142 78V79H143ZM170 78H171V76L169 77V80H170ZM200 78V77H199ZM231 78V77H230ZM239 78H240V76H239ZM243 78V77H242ZM257 77H255V79H256ZM35 79V78H34ZM48 79V78H47ZM138 79V78H137ZM141 79V78H140ZM139 79V80H140ZM166 79V78H165ZM172 79V78H171ZM175 79H176V77H175ZM179 79V78H178ZM251 79V78H250ZM258 79V78H257ZM0 80V81H1ZM7 80H11V79H7ZM57 80V79H56ZM60 80V79H59ZM66 80V79H65ZM167 80V79H166ZM198 80H200V79H198ZM197 80V81H198ZM204 80H206V79H204ZM225 80H226V78H225ZM229 80V79H228ZM231 80V79H230ZM254 80V79H253ZM25 82H26V80H24ZM23 81V82H24ZM48 81H49V79H48ZM63 81V80H62ZM108 81V80H107ZM137 81V80H136ZM150 81H151V79L149 78V76L148 77H146L145 79H143L141 82H139V84L138 83H133L134 85H136V84H138V86L137 87H133L132 85V87L134 88V90H130L129 92H131L130 93V95H126V96H121V93L119 94L120 96H118L116 93H118L117 92V90H116V92H114L115 90H110L107 94H106V96H104V98H105V100H107L108 101V104H109V107L104 111V112H102L101 113V111H100V113L98 114V115H96L95 117H96V122L95 123H93V124H87V125H84V124H82V123H79V122H76V121H72L71 123H68V124H65L64 126H62L61 128H59V129H56L55 127L53 128V127H50V128H48V129H45V130H42V131H39L38 129H39V126H40V124H41V115H42V113L44 112L43 110L46 108L45 106H46V104L44 105V107L45 108H42V107H40V104L41 105H43L44 103H42L43 101H45V100H47V99H44L42 102H40V104L39 103H37L38 102V100H37V96H38V88L39 87H37V86H32L31 85V87L30 88H27L28 89V91H27V89H26V91L24 90V91H19L20 93L18 94V99H19V104H21V105H23V107L24 106H26L27 107V105H28V110H29V112H31V114H33V120L31 121V119H30V121L32 122V123H30V121H29V123L31 124H29L28 126H29V128L30 127H32L31 128V130L28 128V133H25L28 137H25L26 139H25V141H24V145L22 146V149H21V144L22 143H19L18 144V147L19 148H17V151L19 152V154H22L23 155V153H24V151L25 152H27V150L29 149V145L31 144V147H33L32 146V144L36 141V139H37V141H38V143H37V147H38V150H39V152H40V150L44 153V158H43V162L41 163V165L40 166H38L37 168H36V170L34 169V172L32 173L33 174V191H32V194L30 195V198L29 197H26L25 198V200H26V202H25V205L23 206V207H21V208H19L18 210H15V212H13V214H11V215H13V217H12V219H10L9 218V216H8V218H9V220H7V217H6V215H0V225H1V223H2V225L3 224H5L6 223V225L9 223V227H8V229H7V234H5V235H2V233H0L2 236H5L6 238V242H1V241H5V240H1L0 239V264H1V262H2V260H4L5 259V255L7 256V254H6V247L9 245V243H11L13 240H15V239H17L18 238V235H19V232L21 233H26V234H29L30 233V231H31V226L33 225H31V224H29L28 223V219H29V217L30 216H35L37 219H38V223L37 222H35V223H37V225L39 226L40 225V227H41V229L43 228V227H46V228H49V229H51L52 231L53 230H59L60 229V227L65 223V217H66V215H67V213L69 212V211H71V212H74L75 214H78V212H80V211H82L83 209H85L86 207L85 206H87V198H92L91 200L89 199L88 201H90V202H92V200H96V197L98 198L99 196L97 195H93L92 193L94 192V193H96L97 191H99L100 189H103L104 191H106V193H107V191H110V189H112L114 186H115V184L117 183V179L115 178V179H109L108 177H109V174L111 173L110 171L113 169V166L117 163V162H125L128 158H129V156H130V154H131V152H132V150H130L131 148H133V147H147V148H153V149H155L156 150V153H157V155H159V156H161V157H167V156H172V155H177L178 153H180L179 151H180V149H185L184 147H183V144H184V142H186L187 140H186V137H188V136H190L189 134L190 133H196L197 134V132H201V130L205 127V120L204 119H201L200 117L203 115L204 116V114L202 113V115L200 114V115H198V117L200 118L198 121H196L195 120V122H194V124L192 125V123H189V119L188 120H186V121H188L187 123H189V126H188V124H187V128L184 130V129H182L183 131H185V132H183L182 134V136H181V138L179 137L178 139L177 138H175L176 140H175V142H174V144H173V142L171 143V144H166V143H163L162 142V144L161 145H156V141H157V139L160 137L161 138V136L160 135H162L163 136V133H161L162 131H164V129L167 127V124L169 123L168 121H169V118L170 119H173V118H171L170 117V113H169V111L170 110H167V111H165L164 110V108H163V110L164 111H159V112H157V113H155V114H153L152 112H151V110H150V108L149 109H145L147 106L149 107V105H148V101L146 102V101H143V99L145 98V97H149L150 98V96H148V95H146V88H147V91H148V88H150L151 87V85H149L150 87H148L147 85L150 83ZM179 81H180V79H179ZM207 82H209L208 80H206ZM246 81H248V80H246ZM10 83L11 82V84H13V83H15L14 82V80L12 81H1L0 82V86L2 85L1 83ZM24 82V83H25ZM28 82H30V81H28ZM32 82H33V80H32ZM51 82V81H50ZM59 82V81H58ZM201 82H202V80H201ZM224 82V81H223ZM228 82V81H227ZM27 83V82H26ZM34 83L36 84V82L34 81ZM49 83V82H48ZM167 82H165V84H166ZM172 83H174V82H172L171 81V85H173ZM197 83V82H196ZM211 83V82H210ZM240 83V82H239ZM254 83V82H253ZM16 85H17V83H15ZM15 84H13V85H15ZM39 84V83H38ZM40 84H42V83H40ZM62 84V83H61ZM155 84V83H154ZM165 84H163V85H165ZM168 84H170V81L168 82ZM168 84H166L167 86H168ZM201 84V83H200ZM206 84V83H205ZM222 84V83H221ZM227 84V83H226ZM236 84V83H235ZM256 84H258V83H256ZM255 84V85H256ZM12 85V86H13ZM25 85H27V84H25ZM49 85V84H48ZM52 85H54V84H52ZM57 84H55V86H56ZM170 85V86H171ZM177 85V84H176ZM198 85V84H197ZM202 85V84H201ZM211 85V84H210ZM233 85H234V83H233ZM240 85V84H239ZM242 85V84H241ZM248 85H249V83H248ZM263 85V84H262ZM5 86V84H3L2 85V88ZM8 86V84H6V86L4 87L6 90H8L6 87ZM11 86V87H12ZM44 87L46 86V85H43ZM156 86V85H155ZM169 86V87H170ZM204 86V85H203ZM212 86V85H211ZM211 86H209V87H211ZM223 86L225 87V85L223 84ZM223 86H222V88H223ZM11 87H9V88H11ZM15 86H13L12 88H14ZM26 87V86H25ZM47 87V86H46ZM60 87L61 86H59V89H57V90H60ZM67 87V86H66ZM118 87V86H117ZM132 87H130V88H132ZM162 87V86H161ZM164 87V86H163ZM168 87V88H169ZM178 87V86H177ZM191 87H192V85H191ZM199 87V86H198ZM202 87V86H201ZM201 87H199V88H201ZM212 87H214V86H212ZM221 87V86H220ZM24 88V87H23ZM41 88V87H40ZM57 88H58V86H57ZM62 88V87H61ZM115 88V87H114ZM124 88V87H123ZM193 88V87H192ZM191 88V89H192ZM195 88V87H194ZM204 88H206V85H205V87ZM232 88V87H231ZM244 88V87H243ZM260 88H262V86L260 87ZM44 89H46V88H44ZM44 89H43V91H44ZM63 89V88H62ZM61 89V90H62ZM116 89V88H115ZM127 89V88H126ZM151 89H152V87H151ZM154 89H157V88H154ZM172 89H175V88H172ZM208 87H207V90H205V91H208ZM224 89V88H223ZM233 89V88H232ZM245 89V88H244ZM3 91V89H0V92H2ZM11 90V89H10ZM13 90V89H12ZM15 90V89H14ZM51 90V89H50ZM104 90V89H103ZM166 90V87H165V89H164V91ZM180 90V89H179ZM231 90V89H230ZM240 90V89H239ZM242 90V89H241ZM9 91V90H8ZM18 91V90H17ZM42 91V92H43ZM56 91V90H55ZM152 91H154V90H152ZM163 91V92H164ZM174 91H177V90H174ZM174 91H173V93H174ZM183 91V90H182ZM185 91V90H184ZM200 91V90H199ZM203 91V90H202ZM210 91V90H209ZM208 91V92H209ZM219 91V90H218ZM251 91L252 92H254L253 91V89H251ZM262 91H264V88H263V90ZM11 92V91H10ZM52 92V91H51ZM58 92V91H57ZM76 92V91H75ZM123 93H125L124 91H122ZM156 92V91H155ZM159 92V91H158ZM166 92V91H165ZM164 92V94L166 95V93ZM207 92V93H208ZM217 92V91H216ZM226 92H227V89H226ZM235 92H236V90H235ZM240 92V91H239ZM249 93L248 95H247V98L246 99H248V100H251V101H253V100H257V101H255L254 103L253 102H251L250 101V103H249V101H247L248 102V104L246 105V107H245V109L243 110V112H241L242 110H240V108H239V110L240 111H238V109H237V111L239 112V113H242L243 114V119H245V120H249V119H253V117L255 116L256 117V115H258L259 116V113L261 112V105H263V104H260V99H261V96H264V92H263V94H260V89H259V91H257V92H259L258 94L257 93ZM8 92H6V94H7ZM18 93V92H17ZM61 93V92H60ZM65 93V92H64ZM147 93H149V91L147 92ZM150 93H153L154 94V92H150ZM168 93H169V91H168ZM171 93V92H170ZM179 93V92H178ZM181 93H183V92H181L180 91V94ZM205 93V92H204ZM207 93H205V96H206V94ZM211 93H213V92H211ZM211 93H210V95H211ZM219 93V92H218ZM220 93H221V91H220ZM231 93H233V92H231ZM237 93V92H236ZM243 93H245V91L243 92ZM5 94V93H4ZM15 94L16 93H14V97H15ZM59 94V93H58ZM103 94V93H102ZM127 94V93H126ZM230 94V93H229ZM2 95V94H1ZM12 95V94H11ZM17 95V94H16ZM79 95H81V94H79ZM162 95V94H161ZM168 96H169V94H167ZM202 95V94H201ZM204 95V94H203ZM208 95V94H207ZM223 95V94H222ZM227 95V94H226ZM240 96H241V94H239ZM5 96V95H4ZM9 96V95H8ZM46 96V95H45ZM53 96H55L54 94H53ZM61 96V95H60ZM78 96V95H77ZM172 97H173V94L171 95ZM174 96H175V94H174ZM213 96V95H212ZM230 96V95H229ZM236 96H237V94H236ZM239 96V97H240ZM0 97H2V96H0ZM152 97H153V95H152ZM165 98L164 99H166V96H164ZM199 97V96H198ZM214 97H215V95H214ZM219 97V96H218ZM10 98V97H9ZM55 98V97H54ZM149 98H148V100H149ZM154 98V97H153ZM168 98V97H167ZM170 98V97H169ZM174 98V97H173ZM181 98V97H180ZM179 98V99H180ZM201 98V97H200ZM228 98V97H227ZM146 99V98H145ZM144 99V100H145ZM158 99H160V97L158 98ZM174 99H176V97L174 98ZM173 99V100H174ZM188 99V98H187ZM208 99H209V96H208ZM210 99H212V98H210ZM236 99V98H235ZM243 99V98H242ZM11 100H15V99H11ZM11 100H9V99H2V98H0V140H4L5 138L8 140H6L7 141V144H8V142H9V140H11V138L13 137V135H14V127H16V126H14V124H11V123H8V114H9V112L11 111V109L13 108V104H12V102H11ZM39 100H41V99H39ZM53 100V99H52ZM155 100V99H154ZM157 100V99H156ZM212 100H214V99H212ZM223 100V99H222ZM222 100L221 101H219V102H222ZM238 100V99H237ZM241 100V99H240ZM48 101V100H47ZM142 101H143V103L145 102V103H147V105H146V107H142V105L140 106V104H143L142 103ZM160 101L161 100H159V103H160ZM181 101V100H180ZM202 101V100H201ZM218 101V100H217ZM236 101V100H235ZM239 101V100H238ZM244 101V100H243ZM50 102V101H49ZM53 102V101H52ZM182 102V101H181ZM180 102V103H181ZM197 102V101H196ZM212 102V101H211ZM246 102V101H245ZM15 103V102H14ZM153 103H154V101H153ZM172 103V102H171ZM177 103H179L178 101H176V104ZM188 103V102H187ZM218 103V102H217ZM237 103H239V102H237ZM241 103V102H240ZM262 103V102H261ZM54 104V103H53ZM170 104V103H169ZM168 104V105H169ZM203 104V103H202ZM206 103H204V105H205ZM16 105V104H15ZM130 106V109H128L126 106ZM171 105V104H170ZM188 105V104H187ZM240 105H243V104H240ZM20 106V105H19ZM166 107H167V105H165ZM180 107H182L181 105H179ZM190 106V105H189ZM229 106V105H228ZM236 106V105H235ZM239 106V105H238ZM15 107V106H14ZM49 107V105H47V108ZM151 107V106H150ZM170 107V106H169ZM178 107V106H177ZM210 107V106H209ZM208 107V108H209ZM230 107H232V105L230 106ZM234 107V106H233ZM233 107H232V109H233ZM242 107V106H241ZM25 108V107H24ZM52 108V107H51ZM95 108V107H94ZM100 108V107H99ZM156 108V107H155ZM187 108V107H186ZM206 108V107H205ZM225 108V107H224ZM228 108V107H227ZM243 108H244V105H243ZM15 109V108H14ZM19 109V108H18ZM18 109H16V110H18ZM100 109H102V108H100ZM158 109V108H157ZM178 109V108H177ZM183 109V108H182ZM181 109V110H182ZM201 109V108H200ZM199 109V110H200ZM215 109V108H214ZM220 109V108H219ZM230 109V111H228ZM227 111L228 112H224V114L223 115H221V116H219L218 117V114H220V112H222V111H220V112H218V114H216L215 116H216V118H212L210 121H209V126L211 127V130H212V128L213 129H215L216 131H219L220 130V128H222L223 126H226L227 127V125H229L230 124V122H231V118H233V117H235L236 116V114H235V116H233L234 114H233V111L231 110V108H229ZM24 110V109H23ZM51 110V109H50ZM49 110V111H50ZM95 110V109H94ZM152 110H153V107H152ZM173 110V109H172ZM180 110V111H181ZM184 110V109H183ZM203 110V109H202ZM224 110H226V109H224ZM48 111V112H49ZM136 111H143L142 112V114L138 117V115H136L137 117H135V116H133V114L136 112ZM201 111V110H200ZM204 111H206L205 109H204ZM216 111V110H215ZM234 111H235V108H234ZM155 112V111H154ZM179 111H177V113H178ZM191 112V111H190ZM193 112H194V110H193ZM210 112V111H209ZM19 113V112H18ZM171 113H172V111H171ZM186 113H188V110H187V112ZM196 113V112H195ZM205 113V112H204ZM263 113V112H262ZM262 113H260L261 115H262ZM29 114V113H28ZM78 114V113H77ZM205 114H207V113H205ZM209 114V113H208ZM207 114V115H208ZM211 114V113H210ZM233 114V115H232ZM25 115V114H24ZM24 115H23V117H24ZM171 115H173V114H171ZM177 115V114H176ZM186 115V114H185ZM188 115V114H187ZM212 115V114H211ZM213 115H214V113H213ZM27 116H29V115H27ZM45 116V115H44ZM55 116V115H54ZM181 116H183V113H181ZM193 118L192 119H194V113H193ZM192 116H189V117H192ZM239 116V115H238ZM30 117V116H29ZM47 117V116H46ZM53 117V116H52ZM94 117V118H95ZM174 117H176V116H174ZM177 117H178V115H177ZM197 117V116H196ZM212 116H209V118H211ZM15 118V117H14ZM48 118V117H47ZM46 118V119H47ZM260 118H261V116H260ZM21 119V118H20ZM26 120V122L28 121L27 120V118H25ZM93 119V118H92ZM175 119V118H174ZM179 119V118H178ZM181 119V118H180ZM235 119V118H234ZM239 119V118H238ZM241 119V118H240ZM263 119H264V116H263ZM21 120H24V118L23 119H21ZM45 119H43L42 121H44ZM254 120L255 119H253L252 121L254 122ZM179 121L180 120H178V123H176V125H178V127H179V124H180V126H182V124H181V122L179 123ZM190 121H193V120H190ZM208 121H206V122H208ZM232 121H234V120H232ZM235 121H236V119H235ZM243 121V120H242ZM251 121V122H252ZM256 121V120H255ZM47 122V121H46ZM120 122H121V124H120ZM174 122V121H173ZM176 122V121H175ZM252 122V123H253ZM263 122V121H262ZM16 123V122H15ZM23 123V122H22ZM45 123V122H44ZM120 125H119V124ZM236 123V122H235ZM242 123V122H241ZM19 124H20V121H19ZM19 124H17V125H19ZM24 124H26V123H24ZM119 126H118V125ZM184 124H185V122H184ZM191 124V125H190ZM251 124V123H250ZM258 124H261V122L260 123H258ZM257 123H256V125H258ZM263 124V123H262ZM23 125V124H22ZM21 125V126H22ZM27 125V124H26ZM47 125V124H46ZM174 125V124H173ZM49 126V125H48ZM47 126V127H48ZM241 126V125H240ZM242 126H244V125H242ZM259 126V125H258ZM257 126V127H258ZM99 127H101V129H99ZM118 127V128H117ZM120 127V128H119ZM168 127H169V125H168ZM249 127V126H248ZM256 127V126H255ZM17 128V127H16ZM175 128V127H174ZM181 128H183V127H181ZM185 128V127H184ZM18 129V128H17ZM16 129V130H17ZM170 129V128H169ZM176 129V128H175ZM175 129L174 130H171V131H174L175 132ZM219 129V130H218ZM254 129V128H253ZM178 130V129H177ZM176 130V131H177ZM178 131H181V130H178ZM176 132L177 134L179 133V132ZM222 131V130H221ZM22 132V131H21ZM21 132L19 131V135L21 134ZM33 132V133H32ZM174 132H172L174 135H176ZM229 132H231V131H229ZM236 132H237V130H236ZM245 132V131H244ZM247 132V131H246ZM13 133V134H12ZM32 133V134H31ZM216 133V135L218 134L217 132H215ZM165 134V133H164ZM180 134V133H179ZM201 134V133H200ZM232 134V133H231ZM12 135V136H11ZM19 135L18 136H14L15 138V141L17 140L18 142L20 141L21 142V140H19V139H16V137H19ZM171 135V134H170ZM193 135V134H192ZM215 134L213 135V136H216ZM218 135H221V133L220 134H218ZM226 135V134H225ZM230 135V134H229ZM20 136H22V135H20ZM199 136V135H198ZM222 136V135H221ZM220 136V137H221ZM23 137V136H22ZM35 137H36V139H35ZM164 137V136H163ZM166 137V136H165ZM171 137H172V135H171ZM176 137H178V136H176ZM195 137H196V135H195ZM220 137H218L217 138V140L218 139H220ZM227 137V136H226ZM231 137V136H230ZM229 137V138H230ZM24 138V137H23ZM22 138V139H23ZM190 138V137H189ZM233 139V138H232ZM32 140V141H31ZM161 140V139H160ZM173 140H174V138H173ZM242 140V139H241ZM17 141H16V143H17ZM30 141V142H29ZM172 141V140H171ZM189 142H190V140H188ZM216 141V140H215ZM215 141H214V143H215ZM4 142H5V140H4ZM12 142V141H11ZM22 142H23V140H22ZM166 142H167V140H166ZM213 142V141H212ZM241 142H243V141H241ZM15 142H13L12 144H16ZM131 146H130V145ZM4 145H5V143H4ZM10 145V144H9ZM8 145V148L11 146H9ZM20 145V146H19ZM111 146V147H108V149H107V147L106 146ZM127 145V146H126ZM185 145H187V144H185ZM241 145V144H240ZM17 146V145H16ZM16 146H14L13 148H15ZM129 147V150H127V148L126 147ZM212 146V145H211ZM237 146V145H236ZM243 146H245L244 144H243ZM12 147V146H11ZM10 147V148H11ZM223 147V146H222ZM240 147V146H239ZM233 148H235V147H233ZM243 147H241V149H242ZM6 149V148H5ZM19 149V150H18ZM21 149V150H20ZM37 149V148H36ZM108 150V153L105 155L104 153H103V151L104 150ZM126 149V150H125ZM207 149V148H206ZM238 149V148H237ZM240 148H239V150H241ZM247 149H248V147H247ZM8 150V149H7ZM10 150H12L13 151V149L11 148ZM146 150V149H145ZM224 150V149H223ZM231 150H233V149H231ZM6 151V150H5ZM36 151V150H35ZM116 151H118V152H116ZM134 151V150H133ZM147 151V150H146ZM194 151V150H193ZM238 151V150H237ZM245 151V150H244ZM15 152V151H14ZM29 152H33V150L31 151V150H29ZM141 152V151H140ZM185 152V151H184ZM236 152V151H235ZM234 152V153H235ZM16 153V152H15ZM227 153H228V151H227ZM237 153H239V152H237ZM240 153H241V151H240ZM9 154V153H8ZM18 154V153H17ZM32 154V153H31ZM34 154H37V152L36 153H34ZM139 154V153H138ZM148 154V153H147ZM214 154V153H213ZM230 154H232V152L230 153ZM229 153H228V155H230ZM244 154V153H243ZM25 155V154H24ZM23 155V158L25 157ZM26 155H28L27 153H26ZM30 155V154H29ZM39 155V154H38ZM137 155V154H136ZM183 155V154H182ZM204 155V154H203ZM237 155V154H236ZM238 155H240V154H238ZM237 155V156H238ZM13 156V155H12ZM138 156V155H137ZM156 156V155H155ZM180 156V155H179ZM184 156V155H183ZM217 156V155H216ZM224 156V155H223ZM233 156H235V155H233ZM22 157V156H21ZM27 157L28 156H26V159H27ZM31 157V155L29 156V158ZM209 157V156H208ZM230 157V156H229ZM23 158H22V160H23ZM146 158V157H145ZM154 158V157H153ZM157 158H159L160 159V157H158L157 156ZM227 158V160H228V157H226ZM225 158V159H226ZM233 158V157H232ZM238 158H239V156H238ZM162 159V158H161ZM165 159V158H164ZM167 159V158H166ZM169 159V158H168ZM210 159H211V157H210ZM223 160L224 161V163H225V161L226 160ZM9 160V159H8ZM25 160V159H24ZM39 160V159H38ZM129 160V159H128ZM163 160V159H162ZM5 161V160H4ZM200 161V160H199ZM229 162H230V159L228 160ZM120 162V163H121ZM205 162V161H204ZM4 163V162H3ZM166 163H167V161H166ZM176 163H178V162H176ZM220 164V163H219ZM219 164H218V166H219ZM227 163H225V165H226ZM229 164V163H228ZM233 164H235L234 162H233ZM147 165V164H146ZM203 165V164H202ZM232 165V164H231ZM23 166V165H22ZM21 166V167H22ZM143 166H144V164H143ZM24 167V166H23ZM162 167V166H161ZM208 167V166H207ZM206 167V168H207ZM220 167H221V165H220ZM226 167V166H225ZM233 167H235V165L233 166ZM233 167H232V169H233ZM27 168V167H26ZM142 168H144V167H142ZM224 168V167H223ZM28 169V168H27ZM31 169V168H30ZM29 169V170H30ZM212 169V168H211ZM214 169V168H213ZM227 171H226V174H228V166H227ZM232 169H231V171H232ZM48 170H50V171H48ZM7 171V170H6ZM127 171V170H126ZM141 171V170H140ZM140 171L139 172H136V171H134V172H136V173H140ZM8 174H9V172H7ZM130 173H132V172H130ZM210 173V172H209ZM30 174H31V172H30ZM119 174V173H118ZM124 174V173H123ZM126 174H128V173H126ZM184 174V173H183ZM24 175V174H23ZM117 175V174H116ZM2 176V175H1ZM9 176H12L11 175V173L8 175V177L6 178L7 179V181H9L8 179H9ZM16 176H17V174H16ZM32 176V175H31ZM128 177H130L129 175H127ZM23 177V176H22ZM135 177V176H134ZM201 177H202V174H201ZM11 178V177H10ZM29 178V177H28ZM27 178V176H26V180L28 179ZM32 178V177H31ZM87 178V180H85ZM5 179V180H6ZM24 179H25V177H24ZM121 179H122V176H121ZM152 179V178H151ZM175 179V178H174ZM12 180L10 179V181L9 182H11ZM164 181V180H163ZM14 182V181H13ZM29 182V181H28ZM182 182V181H181ZM89 183H92L93 185H92V191H88V187H86V185L88 184L89 185ZM120 183V182H119ZM143 183V182H142ZM183 183V182H182ZM136 184V183H135ZM139 184V183H138ZM169 184V183H168ZM11 185H13V184H11ZM30 185V184H29ZM144 185V184H143ZM155 185V184H154ZM14 186V185H13ZM31 186V185H30ZM123 186V185H122ZM137 186V185H136ZM151 186H153V185H151ZM182 186V185H181ZM8 186H1L0 187V195L2 194V195H4V196H1V197H8L9 196V194L10 193H13V195L16 193V191L15 190H13V187L12 186H9V189L7 188ZM137 187H139V185L137 186ZM170 187V186H169ZM174 187V186H173ZM17 188V187H16ZM126 188V187H125ZM134 188V187H133ZM141 189H142V187H140ZM139 188V189H140ZM148 188H149V186H148ZM158 188V187H157ZM176 188V187H175ZM174 188V189H175ZM181 188V187H180ZM130 189V188H129ZM129 189H128V191H129ZM137 189V188H136ZM145 189V188H144ZM83 190H85V193H86V195H88V196H86V195H82V191ZM147 189H145V190H142V191H146ZM155 190V189H154ZM153 190V191H154ZM126 191V190H125ZM141 191V192H142ZM156 191V190H155ZM154 191V192H155ZM158 191H159V189H158ZM161 191V190H160ZM140 191L137 189V190H135V193H139ZM149 192V191H148ZM124 193V192H123ZM122 193V194H123ZM131 194H132V192H130ZM150 193V192H149ZM156 193H158V192H156ZM156 193H154V194H156ZM161 193V192H160ZM162 193L164 194V192L162 191ZM166 193H167V191H166ZM84 194V193H83ZM125 194V193H124ZM144 194V193H143ZM147 194V193H146ZM17 195V194H16ZM148 195V194H147ZM151 195H152V193H151ZM158 195H161V194H158ZM157 194H156V196H158ZM165 195V194H164ZM163 195V196H164ZM168 195H169V193H168ZM114 196H116V195H114ZM121 196H123V195H121ZM163 196H162V199H163V201H164V198H163ZM262 196H264V195H262ZM1 197H0V199H1ZM129 197V196H128ZM133 197V196H132ZM155 197V196H154ZM168 197V196H167ZM147 198H149L148 196H147ZM157 198H159V196L157 197ZM231 198V197H230ZM3 199V198H2ZM130 199V198H129ZM143 199H145V198H143ZM151 199H152V197H151ZM151 199H149V200H151ZM161 199V200H162ZM4 200V199H3ZM98 200V199H97ZM120 200V199H119ZM132 200V199H131ZM137 200V199H136ZM156 200V199H155ZM154 200V201H155ZM264 200V199H263ZM6 201V200H5ZM147 201V200H146ZM12 202V201H11ZM130 202V201H129ZM133 202V201H132ZM131 202V203H132ZM148 202V201H147ZM7 203V202H6ZM93 203V202H92ZM150 203V202H149ZM148 203V204H149ZM159 203L161 204V203H164V202H160L159 201ZM17 204V203H16ZM145 204V203H144ZM155 204H157V203H155ZM154 204V205H155ZM159 204V205H160ZM262 204V203H261ZM91 204L89 203V206H90ZM21 206V205H20ZM93 206V205H92ZM148 206V205H147ZM8 207V206H7ZM17 207V206H16ZM85 207V208H84ZM123 208H124V206H122ZM150 207H152V208H157V205H155V207L154 206H152V204L150 205ZM90 208H92V207H89L87 210H89ZM117 208V207H116ZM119 208V207H118ZM146 208H148V207H146ZM93 209V208H92ZM159 208H157V210H158ZM263 209V208H262ZM6 210H7V212H8V214H9V209L8 208H6ZM128 210V209H127ZM137 206H132L130 209H129V212H130V214L128 215V219H126V223H127V228H126V232H125V230L123 231V232H125V236L122 238V236H121V238H119V239H117V240H115L114 242L116 243L115 244V248H114V250L115 251H117V249L119 250L118 251V254H117V252H115L114 250H112L113 252V256H111L112 258L114 257L115 259H116V261H117V263L118 264H126V262H127V260L129 259V258H131V255L133 254L132 252L133 251H135L136 249L138 250V246H137V243H136V228H135V226H136V212H137ZM234 210V209H233ZM236 210V212H237V209H235ZM152 211V210H151ZM151 211H149V212H151ZM153 211H155V210H153ZM88 213H90V211H87ZM119 212H121L120 210H119ZM118 212V213H119ZM222 212H223V210H222ZM117 213V212H116ZM126 214L128 213L127 211L125 212ZM144 213V212H143ZM152 213V212H151ZM114 214V213H113ZM237 214V213H236ZM10 215V214H9ZM10 215V216H11ZM90 215V214H89ZM116 215V214H115ZM121 215V214H120ZM124 215V214H123ZM240 215V214H239ZM261 214H259L258 213V216H260ZM118 216V215H117ZM116 216V217H117ZM122 216V215H121ZM147 216V215H146ZM222 216V215H221ZM230 216V215H229ZM258 216H256L257 217V219H259V221L260 220H262L263 221V219H260L261 217H259L258 218ZM262 216V215H261ZM102 217V216H101ZM115 217V216H114ZM115 217V218H116ZM138 217V216H137ZM141 217H142V215H141ZM227 217V216H226ZM240 217V216H239ZM255 217V218H256ZM77 218V217H76ZM107 218V217H106ZM119 218H122V217H119ZM161 218V217H160ZM241 218V217H240ZM264 218V217H263ZM101 219V218H100ZM118 218H116V220H117ZM125 219V218H124ZM137 219H139V218H137ZM147 219H148V216H147ZM224 219V218H223ZM223 219H221V220H223ZM229 219V218H228ZM7 220V221H6ZM87 220V219H86ZM104 220H105V218H104ZM104 220L103 221H101L100 222V225H98L99 223H97V229L95 230V231H93L94 230V228L92 229V233H93V235L91 234V233H88V235L90 236L89 238L87 237H85L86 239L84 240V241H82V242H80V243H78V244H76V245H71V246H67V247H63V248H61V250L62 251H60V252H58L57 254H55L56 253V249H54V248H52V251H53V249H54V251L53 252H51L52 254H55L54 256H51L52 258H50L51 260L52 259H54V260H56V258L57 259H59V261L60 262H63L64 263V261H66V263L67 264H79V263H83L84 262V264H88V259H89V253H93V255L91 256V260L93 261V264H107L109 261H110V264L112 263V261L111 260H107L106 259V257L107 256H104V254H103V251H105V254H106V249H104L103 250V246H105L106 247V245L108 244H110V243H103V239H105V241L106 242H108L109 240L108 239H106V238H108L107 236H106V238L104 237L105 235H104V233H106L105 231H107L108 230V226L107 225H110V222H109V224H106L105 222H104ZM160 220V219H159ZM220 220V221H221ZM254 221H255V219H253ZM252 220V221H253ZM6 221V222H5ZM112 221H114V220H112ZM118 221V220H117ZM122 220H120L119 221V223L121 222ZM144 221V220H143ZM253 221V222H254ZM139 222V221H138ZM157 222H158V220H157ZM223 222V221H222ZM253 222H252V225H253ZM256 222V221H255ZM78 223V222H77ZM80 223V222H79ZM114 223H116V222H114ZM113 223V224H114ZM159 223V222H158ZM157 223V224H158ZM224 223V222H223ZM257 223V222H256ZM69 224V223H68ZM65 225V224H64ZM106 225V226H105ZM116 225V224H115ZM117 225H119V224H117ZM123 227L121 226V228L123 229V228H125V224H124V221H123ZM144 225V224H143ZM231 225L233 226V224H230V227H231ZM242 225V224H241ZM240 225V226H241ZM248 225H250L249 223H248ZM255 226H256V224H254ZM253 225V226H254ZM94 226H96L95 225V222H94ZM114 226V225H113ZM158 226V225H157ZM220 226H222L221 224H220ZM254 226V227H255ZM3 227H5L6 228V226H4L3 225ZM2 227V228H3ZM39 227V228H40ZM66 227V226H65ZM116 227H118V226H116ZM115 227V228H116ZM229 227V228H230ZM234 227V226H233ZM232 227V228H233ZM244 227V226H243ZM252 227V226H251ZM46 228H45V230H46ZM62 228V227H61ZM235 228V227H234ZM260 228L264 231V224L263 225H260ZM4 229V228H3ZM3 229H1L0 230V232L3 230ZM49 229H48V232H50L49 231ZM114 229V228H113ZM117 229H119V228H117ZM141 229H144L143 227L141 228ZM241 229H244V228H241ZM44 230V231H45ZM105 230V231H104ZM138 230V229H137ZM153 230V232H155V229H152ZM223 230V229H222ZM4 231V230H3ZM2 231V232H3ZM51 231V232H52ZM104 231V232H103ZM219 231V230H218ZM221 231V230H220ZM237 231V230H236ZM239 231V230H238ZM258 231V230H257ZM6 232V231H5ZM50 232V233H51ZM59 232V231H58ZM109 232V231H108ZM107 232V233H108ZM115 232H117L118 233V231H115ZM152 232V233H153ZM244 232V231H243ZM262 232V231H261ZM22 233H21V236H23L22 235ZM61 233V232H60ZM106 233V234H107ZM110 233H111V229H110ZM109 233V234H110ZM138 233V232H137ZM142 233V232H141ZM146 233V232H145ZM216 233H217V231H216ZM242 233V232H241ZM30 234H32V233H30ZM52 234V233H51ZM59 234V233H58ZM119 234V233H118ZM153 234H155V233H153ZM227 234V233H226ZM242 234H244V233H242ZM46 235V234H45ZM84 235V234H83ZM92 235V236H91ZM111 235V234H110ZM114 235V234H113ZM121 235V234H120ZM218 235V234H217ZM20 236V237H21ZM30 236V235H29ZM28 236V237H29ZM34 236L36 237V236H38V234L37 235H35L34 234ZM53 236V235H52ZM114 236H117V234L115 233V235ZM119 236V235H118ZM142 236V235H141ZM222 236H224V235H222ZM226 236H228V235H226ZM247 236V235H246ZM30 237H32V236H30ZM44 237V236H43ZM47 237H50L51 238V236L50 235H48ZM80 237V236H79ZM120 237V236H119ZM151 237V235L149 236V238ZM152 237H153V235H152ZM235 237V236H234ZM250 237V236H249ZM1 238V237H0ZM25 238H27V235H26V237ZM39 238V237H38ZM50 238H48V243H49V239ZM52 238H54V237H52ZM148 238V239H149ZM241 238V237H240ZM260 238V237H259ZM4 239V238H3ZM45 239V238H44ZM68 239V238H67ZM84 239V238H83ZM148 239H147V242H148ZM151 239V238H150ZM21 240V239H20ZM43 240V239H42ZM54 240V239H53ZM60 240H62V239H60ZM81 240V239H80ZM79 240V241H80ZM108 240V241H107ZM146 240V239H145ZM152 240H154L155 241V239H154V237L152 238ZM152 240H149V241H152ZM241 240H244L243 238H241ZM65 241V240H64ZM240 241V240H239ZM251 241H253V240H251ZM24 242V241H23ZM25 242H26V240H25ZM54 242H56V241H54ZM72 242H74L75 243V241H72ZM71 242V243H72ZM99 242L100 243H102V249H101V251H102V253H100L99 255H98V247H99ZM109 242H111V241H109ZM114 242H113V244H112V246L114 245ZM146 241H144V244H146L145 243ZM235 242V241H234ZM14 243V242H13ZM38 243V242H37ZM43 243H46V242H42L41 244H43ZM46 244V247H47V245H49V244ZM73 243V244H74ZM152 243V242H151ZM225 243V242H224ZM243 243V242H242ZM245 243H246V241H245ZM250 243H252V242H250ZM55 244V243H54ZM233 244V243H232ZM231 244V245H232ZM12 245V244H11ZM35 245H37V244H35ZM35 245H34V247H35ZM63 245V244H62ZM107 245V246H108ZM219 245V244H218ZM238 245H239V243H238ZM238 245H236V246H238ZM243 245V244H242ZM252 245H255L254 247L255 248H250V250H246L244 253H243V255H242V257L240 256V258H238L237 259V261H236V264H253V261H254V264H264V242H262V240H255L253 243H252ZM261 245V246H260ZM10 246V245H9ZM29 246H31V245H29ZM38 246L39 245H37V248H38ZM52 246H54V245H52ZM56 246V245H55ZM60 246V245H59ZM111 246V244L109 245V247H111V248H113ZM249 246V245H248ZM27 247V246H26ZM33 247V244H32V247L31 248H34ZM51 247V246H50ZM144 247V246H143ZM17 248V247H16ZM48 248H49V246H48ZM111 248L109 249V248H107V251H108V249H109V253H108V255L111 253ZM224 248V247H223ZM240 248V247H239ZM246 248H247V243H246ZM10 249V248H9ZM8 249V250H9ZM22 249H24V248H22ZM28 249H30V247L28 248ZM40 249V248H39ZM42 249V248H41ZM40 249V250H41ZM144 249V248H143ZM243 249V248H242ZM249 249V248H248ZM24 250H27V248H25ZM34 251L32 252V254H34V252H35V250H36V248L35 249H33ZM38 250V249H37ZM36 250V251H37ZM39 250V251H40ZM48 250V249H47ZM49 250H50V248H49ZM49 250H48V252H49ZM145 250V253H146V249H144ZM143 250V251H144ZM164 249H162V251H163ZM241 250V249H240ZM13 251V250H12ZM39 251H37V252H39ZM42 251V250H41ZM161 251V250H160ZM219 251V250H218ZM8 252V251H7ZM24 252V251H23ZM100 252V251H99ZM241 252H242V250H241ZM154 253V252H153ZM156 253V252H155ZM154 253V255H156ZM220 253V252H219ZM240 253V252H239ZM10 251H9V256H10ZM137 254V253H136ZM143 254V253H142ZM150 254H152V253H150ZM163 254H165V252H163ZM35 255H36V253H35ZM107 255V254H106ZM146 255H147V253H146ZM145 255V257L147 258V256ZM153 255V254H152ZM8 256V257H9ZM49 256V255H48ZM143 256H144V254H143ZM167 255H163L162 257H166ZM29 257V256H28ZM31 257V256H30ZM50 257V256H49ZM134 257V256H133ZM142 257V256H141ZM144 257V258H145ZM149 257V259H151L152 260V258H151V255L150 256H148ZM157 257V256H156ZM233 257V256H232ZM35 258V257H34ZM34 258H32V260L30 261V262H32L33 260H34ZM110 258V257H109ZM113 258V259H114ZM167 258H169V257H167ZM166 258V259H167ZM205 258V257H204ZM213 258V257H212ZM6 259H7V257H6ZM5 259V260H6ZM29 259V258H28ZM43 259V258H42ZM104 259H106L105 261H107V262H105L104 261ZM115 259H114V262H116L115 261ZM148 259V258H147ZM146 259V260H147ZM148 259V260H149ZM164 259V258H163ZM141 260V258L139 259V261ZM147 260V261H148ZM151 260H149V261H151ZM203 260V258L201 259V261ZM11 261V260H10ZM12 261H14V259L12 260ZM36 261V260H35ZM53 261V260H52ZM57 261V260H56ZM91 261V262H92ZM135 261V260H134ZM148 261V262H149ZM153 261V260H152ZM155 261H156V263H157V258L155 259ZM205 261V260H204ZM207 261H208V259H207ZM210 261V260H209ZM208 261V262H209ZM4 262V261H3ZM48 262V261H47ZM50 262V261H49ZM113 262V263H114ZM145 262V261H144ZM142 263V264H145V263ZM154 262V261H153ZM168 262V261H167ZM9 263V262H8ZM8 263H6V264H8ZM13 263V262H12ZM29 263V262H28ZM35 263V262H34ZM117 263H115V264H117ZM141 263V262H140ZM139 263V264H140ZM152 263V262H151ZM150 263V264H151ZM201 263V262H200ZM10 264H11V262H10ZM109 264V263H108ZM128 264V263H127ZM133 264V263H132ZM147 264V263H146ZM153 264V263H152ZM167 264H169V263H167ZM209 264V263H208Z\"/></svg>",
  "mask_w": 264,
  "mask_h": 264
}]
</instances>
